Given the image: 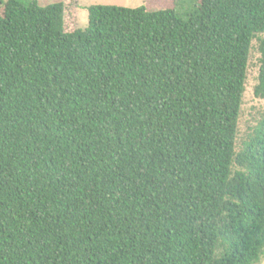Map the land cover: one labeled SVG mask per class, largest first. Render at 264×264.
Wrapping results in <instances>:
<instances>
[{
	"label": "trees",
	"instance_id": "trees-1",
	"mask_svg": "<svg viewBox=\"0 0 264 264\" xmlns=\"http://www.w3.org/2000/svg\"><path fill=\"white\" fill-rule=\"evenodd\" d=\"M264 0L0 3V264H259Z\"/></svg>",
	"mask_w": 264,
	"mask_h": 264
},
{
	"label": "rangeland",
	"instance_id": "rangeland-1",
	"mask_svg": "<svg viewBox=\"0 0 264 264\" xmlns=\"http://www.w3.org/2000/svg\"><path fill=\"white\" fill-rule=\"evenodd\" d=\"M5 0H0V3ZM41 6L60 2L63 5V28L66 33H71L77 29H84L87 26V8L93 5L117 6L124 8L145 7L148 10H160L172 8L175 3L187 0H36ZM259 54L256 50L255 42H252L250 49L245 90L242 98L238 125L236 148L239 149L242 141L246 138L248 130L254 125L258 114L264 111V99H256L253 96V88L256 85L258 73ZM259 264H264V257Z\"/></svg>",
	"mask_w": 264,
	"mask_h": 264
}]
</instances>
